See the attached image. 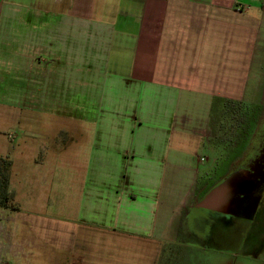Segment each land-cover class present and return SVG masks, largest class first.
I'll list each match as a JSON object with an SVG mask.
<instances>
[{"label":"rangeland","instance_id":"obj_1","mask_svg":"<svg viewBox=\"0 0 264 264\" xmlns=\"http://www.w3.org/2000/svg\"><path fill=\"white\" fill-rule=\"evenodd\" d=\"M257 4L252 14L259 19L256 42L258 54L264 57V0ZM15 11L10 0H0V156L12 161L14 196L13 205L0 207V264H264V193H242L236 213L191 204L255 154L251 179L264 185V158L257 160L264 143L263 61L241 99L249 111L239 113L238 119L224 114L221 100L210 99L209 114L206 99H192L187 132L178 120L174 132L162 124L130 129L127 139L143 140L145 145L137 156L130 153L122 155L121 161L108 162L104 157L110 156L102 154H109L114 142L126 138L122 130L112 131L111 124H130L139 117L137 93L118 86L97 89L102 82L90 84L89 80L98 70L88 69L86 59L77 65L75 76L80 74V83L66 82L65 90L53 71L49 82L30 81L29 48L22 49L15 40L16 29L23 27ZM23 36L29 39V32ZM17 52H25L28 58L15 56ZM33 90L44 92L35 97ZM177 135L194 143L181 147L193 152L191 162L198 173L193 187L191 177L178 181L175 195L181 201L170 228L152 225L158 223L157 206L146 212V225H151L136 233L125 228L132 226L112 218L119 212L114 203L92 213L86 210L95 192L125 189L149 195L162 180L158 168L165 160L158 143ZM94 170L110 171L113 176L95 177ZM83 172H88L85 186ZM258 187L256 183L252 191ZM186 191L193 192L188 204L182 201ZM91 220L117 228L97 230L98 226L87 225Z\"/></svg>","mask_w":264,"mask_h":264},{"label":"crops","instance_id":"obj_2","mask_svg":"<svg viewBox=\"0 0 264 264\" xmlns=\"http://www.w3.org/2000/svg\"><path fill=\"white\" fill-rule=\"evenodd\" d=\"M10 1L17 9L13 13L23 25L22 30L16 29L15 40L21 42L22 49L29 48L30 81L49 82L53 71L59 87L65 90L66 82L80 83L76 69L86 59L88 69L98 70L89 80L90 84L102 82V86L97 83V89L109 91L111 86H118L137 93L139 117L136 115L130 124H111L112 131L120 129L125 137L130 129L135 131L148 124L158 127L162 124L174 132L177 120L182 123V131L187 132L192 99H206L204 104L209 114L210 99L241 101L251 75L256 76L261 61L264 64L256 42L259 19L252 14V6L258 8L259 0ZM28 32L29 39L23 36ZM15 56L28 58L25 52H17ZM36 69L41 71V77ZM75 89L79 90V85ZM42 92L33 90L32 96L38 97ZM127 138L114 142L112 151L102 154L110 156L104 157V161H121L122 155L130 153L137 156L144 141ZM186 143L194 145L178 135L159 141L158 146L163 149L160 156L165 160L158 168L162 180L149 195L125 189H113L107 194L95 192L86 210L92 213L114 203V209L119 212L112 218L124 221L132 226L125 228L136 233L151 225V222L146 225V212L157 206L158 223L154 221L152 225H171L181 201L175 195L178 181L191 177L194 180L189 183L193 187L198 173L191 162L193 152L181 147ZM90 153L91 149L89 157ZM92 175L113 176L110 171L99 170H94ZM83 177L82 186H85L88 172H83ZM184 193L182 201L188 204L193 192ZM81 203L80 200V209ZM106 221L91 220L87 225L98 226L96 229L101 231L116 230V226Z\"/></svg>","mask_w":264,"mask_h":264},{"label":"water","instance_id":"obj_3","mask_svg":"<svg viewBox=\"0 0 264 264\" xmlns=\"http://www.w3.org/2000/svg\"><path fill=\"white\" fill-rule=\"evenodd\" d=\"M255 169V168H254ZM258 180L251 179L244 170L234 171L230 176L217 184L199 205L225 213L237 212V198L248 193Z\"/></svg>","mask_w":264,"mask_h":264},{"label":"trees","instance_id":"obj_4","mask_svg":"<svg viewBox=\"0 0 264 264\" xmlns=\"http://www.w3.org/2000/svg\"><path fill=\"white\" fill-rule=\"evenodd\" d=\"M217 101L221 100L224 104V114H230L231 119L235 120L239 113L244 115L249 111L242 101H235L227 98H216ZM245 111V112H244ZM241 116V115H240ZM238 119V117H237ZM253 128V127H252ZM11 169L12 161L8 156H0V207L9 208L13 205L14 196L10 191L11 186Z\"/></svg>","mask_w":264,"mask_h":264},{"label":"flooded vegetation","instance_id":"obj_5","mask_svg":"<svg viewBox=\"0 0 264 264\" xmlns=\"http://www.w3.org/2000/svg\"><path fill=\"white\" fill-rule=\"evenodd\" d=\"M264 143L262 144V146H261V152L259 153V155H258V157H257V160H259V159H262V158H264ZM256 155L257 154H255L254 155V157L252 158V159H248L247 158V163L246 164H244L245 166H243V167H241V169H238V171L239 170H244L245 171V173L248 175V176H251L250 178H252V176H253V172H254V168L256 169V166H255V164L253 165V160H255L256 159ZM259 158V159H258ZM257 160H256V162H257ZM263 160V159H262ZM234 172V171H233ZM259 185H260V187H258L257 189H255L254 191H252L253 189H251L250 190V192H252V194H256L257 192H259V194H260V196H263V193H264V185L263 184H260L259 183ZM211 190V189H210ZM209 192L210 191H208V192H206L205 193V195L202 197V198H200V199H197L196 201L195 200H193V202L191 203V201H190V203L191 204H193L194 202H195V205L196 206H200L199 205V203L202 201V200H204L206 197H207V195L209 194ZM201 207V206H200Z\"/></svg>","mask_w":264,"mask_h":264},{"label":"built area","instance_id":"obj_6","mask_svg":"<svg viewBox=\"0 0 264 264\" xmlns=\"http://www.w3.org/2000/svg\"><path fill=\"white\" fill-rule=\"evenodd\" d=\"M204 158H202V160H203Z\"/></svg>","mask_w":264,"mask_h":264}]
</instances>
